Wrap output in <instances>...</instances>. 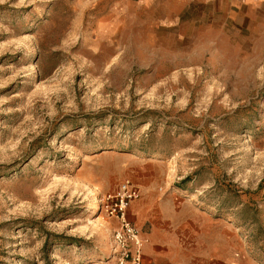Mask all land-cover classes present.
<instances>
[{"label": "rangeland", "instance_id": "rangeland-1", "mask_svg": "<svg viewBox=\"0 0 264 264\" xmlns=\"http://www.w3.org/2000/svg\"><path fill=\"white\" fill-rule=\"evenodd\" d=\"M126 180L264 264V0H0V264H115Z\"/></svg>", "mask_w": 264, "mask_h": 264}, {"label": "crops", "instance_id": "crops-1", "mask_svg": "<svg viewBox=\"0 0 264 264\" xmlns=\"http://www.w3.org/2000/svg\"><path fill=\"white\" fill-rule=\"evenodd\" d=\"M168 217L169 220L164 218L157 222L150 233L143 232L150 241L144 250L149 264H194V258L198 260L197 264H229L223 239H209L205 228L193 235L190 223L181 224L170 215Z\"/></svg>", "mask_w": 264, "mask_h": 264}, {"label": "built area", "instance_id": "built-area-1", "mask_svg": "<svg viewBox=\"0 0 264 264\" xmlns=\"http://www.w3.org/2000/svg\"><path fill=\"white\" fill-rule=\"evenodd\" d=\"M140 197L138 185L126 180L101 200V210L106 217L119 225L112 233L115 264H149L144 250L150 241L129 218L131 206Z\"/></svg>", "mask_w": 264, "mask_h": 264}]
</instances>
